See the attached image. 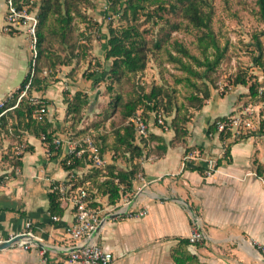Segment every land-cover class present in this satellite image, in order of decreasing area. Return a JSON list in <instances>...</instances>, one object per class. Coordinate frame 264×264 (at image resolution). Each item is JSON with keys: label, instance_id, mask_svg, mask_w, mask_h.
Returning <instances> with one entry per match:
<instances>
[{"label": "crops", "instance_id": "obj_1", "mask_svg": "<svg viewBox=\"0 0 264 264\" xmlns=\"http://www.w3.org/2000/svg\"><path fill=\"white\" fill-rule=\"evenodd\" d=\"M5 12V0H0V102L17 90L29 65L23 34L3 30ZM51 80L44 90L33 91L47 102L50 115L55 105L50 98L60 89L58 77ZM184 85L188 88L186 82ZM242 104L233 92L219 96L210 89L209 99L199 110L177 105L180 113L187 112L190 117L184 126L186 135L179 141L170 145L174 133L169 124L174 112L163 116L166 130L150 115L144 156L130 161L128 154H102L106 166L113 163L118 169H126L138 164L143 177V181L134 179L132 191L126 193L129 204L119 202L115 208L107 204L100 190L85 184L91 207L105 212L115 209L93 237L101 249L112 254L110 264H264V132L254 129L242 138L231 134L220 137L213 131L208 134L214 121L237 112ZM56 106L60 119L45 118L56 130L54 140H64L65 135L58 131L67 126L61 121L65 115L63 97ZM19 131L20 137L11 133V141L4 138L1 151L3 157L21 155L20 167L13 168L5 158L2 161L0 153V231L19 234L28 225L33 238L22 240H30L28 249L0 250V264H69L68 255L75 243L65 228L74 221V209L61 201L58 220L48 212L52 184L69 175L61 166L67 145L63 142L58 152L50 155L41 138ZM112 142L113 137L106 140L107 144ZM24 146L32 150L25 152ZM207 160L216 163L209 175ZM88 170L84 167L75 174L84 177ZM143 209L146 214L137 217ZM194 219L203 239L190 244L187 237Z\"/></svg>", "mask_w": 264, "mask_h": 264}, {"label": "trees", "instance_id": "obj_2", "mask_svg": "<svg viewBox=\"0 0 264 264\" xmlns=\"http://www.w3.org/2000/svg\"><path fill=\"white\" fill-rule=\"evenodd\" d=\"M106 3L111 13L107 17L111 18L113 15H118L121 23L119 26H113L109 23L106 27V34L103 36V58L109 62V67L104 76V80L107 82L105 92L108 94L109 100L106 105L101 107L97 119L84 126L83 112L89 105L86 91L75 90L70 97L67 93H63L64 122L70 129L66 132L65 137L76 140L77 138L72 135L74 133V136H80L79 139H83L89 130L98 132L99 129H104L106 121L109 120L113 142L107 144L105 136L96 137V140H100L99 143L95 141L99 144L100 154L102 155L107 151L112 152L116 157H125V154H128V160L132 161L144 156L145 148L143 145L146 137L137 140L132 127L124 124L129 117L139 113L147 122L152 115L154 123L157 124L159 117L174 112V117L169 124L174 133L170 145L186 135L184 126L190 117L187 112L180 113L181 107H177L173 90L166 89L164 85H154L149 91H145L144 88L130 83L131 79L145 71L150 58L161 51L165 52L170 62L179 64L180 70L189 75L184 77L183 81L192 90L185 98L186 104H183L182 107L199 110L210 97V87L205 83L198 85L192 80L190 76L196 79L199 77V73L194 71L190 62L183 61V58L190 59L195 66H206L210 69L218 64L222 54L211 35L209 26L211 14L206 9V0H106ZM30 4L37 9V24L35 29L36 54L34 60L29 61L28 70L33 69L34 71L31 90L40 92L46 88L49 81L47 76L41 77L39 75L42 66L45 65L49 70L55 71L59 66H72L74 60L76 62L85 61L90 47L81 46L79 42L82 38L90 41L87 34L91 32L93 25L97 32H100L102 28L91 23L90 19L82 12L83 8L92 6L88 0H15V5L19 10ZM255 4L257 6L256 11H254L255 15L264 23V0H255ZM77 18L86 24L87 34L78 32L77 36H74L76 31L75 19ZM183 23H186L184 28L191 27L196 31L198 47L204 56L209 48L214 49L216 54L214 60H209L207 56L200 60L189 55L185 48L172 38L174 32L183 29ZM148 24L150 27H146ZM156 27L158 29L154 32ZM49 34L58 36L59 44L69 51L68 55L60 56L50 50ZM261 35H264V31L261 32ZM255 39L260 53L255 58V62L264 75V59H262L264 46L257 37ZM172 50L176 55L171 53ZM93 64L96 69L84 71L82 73L84 79L94 78L99 73L98 71L103 68L99 62ZM89 67L90 61L87 70ZM75 68L72 66L71 72ZM102 70L100 71V79H94L95 82L103 78L104 71ZM28 78L29 73L25 75L17 90L2 101L3 106L0 108V114L4 110L7 111L0 115V129L7 134L9 130L7 127L8 120H11L10 127L13 129L14 138L21 136L19 130L29 132L31 135L41 138L50 155L57 153L58 147L53 143L56 130L52 129L51 123L45 118V114L38 115L36 112L40 106H43L45 111L47 110V102L43 98L38 97L37 104H31L29 100L22 98L16 107L9 110L16 104L19 92ZM181 82V80L178 81V83ZM125 83H130V88L122 89ZM232 84L247 89V97L250 100L248 103L264 102V92L261 95L258 94V88L264 85V82L260 83L257 78L252 76L247 78L244 73L239 71L234 75ZM114 116L117 117V121H114ZM221 119L224 118H219L216 121ZM216 121L209 126L208 134L214 131ZM259 129L260 132H264V123L260 125ZM224 135L226 134H219L220 137ZM92 141L94 142L93 139ZM30 150H32L31 147L24 146L25 152ZM21 157V155L9 157L6 154L3 158L8 160L10 166L18 168L21 165ZM114 160L116 159L114 158ZM61 166L65 171L74 174L75 171L88 167L89 170L84 177H78L75 174V179L72 181L73 189L84 188L89 194V188L85 186L86 182H89L90 189L100 190L107 197V204L113 208L121 202L124 194L132 191L133 180L141 172L138 164H133L126 169H118L113 163L103 168L93 167L87 152L80 157L66 155L61 160ZM48 212L50 216H59L62 213L60 196L55 190L48 193Z\"/></svg>", "mask_w": 264, "mask_h": 264}, {"label": "rangeland", "instance_id": "obj_3", "mask_svg": "<svg viewBox=\"0 0 264 264\" xmlns=\"http://www.w3.org/2000/svg\"><path fill=\"white\" fill-rule=\"evenodd\" d=\"M88 1L92 6L83 8L82 12L88 19H90L91 23L101 26L102 29L100 32H97L94 28L95 26L93 25L91 32L87 34L88 31L85 30L86 24L80 18L75 19L76 31L74 32V36H77L78 32H87L86 34L90 38L89 42L84 38H82L79 42L81 46L84 45L85 47H90L85 61L80 60L79 62H76L74 60L72 66L76 68L72 72V66H59L55 69V71H52L43 65L41 68L42 71L39 74L41 77L47 76V79L49 78V80H54V77H58L59 80L58 86L60 89L54 90L52 97L50 98L54 100L55 104L53 105L54 107L52 106L53 114L50 115L49 110L48 114L47 111H45V117H52L53 120H58L59 118L60 112L58 111L56 105L59 104L60 106V99H62L63 93H67L70 97L71 93L75 91L71 88L74 86L79 90L86 91L89 98V105L83 112L82 120L84 126L89 125L92 121L97 119V114L100 112L101 107L106 105L109 100L108 94L105 92L107 82L104 80L105 73L109 67V62L105 61L103 58V36L106 34V27L109 23L113 26H119L121 24L119 22L118 15H113L111 18L107 17V15L111 13L106 0ZM206 5V9L211 14V21L209 24L211 35L222 55L219 58L218 64L210 69L206 68V66H195L188 58H183V61L190 62L194 71L199 73V77L196 79L195 77L190 76L198 85H201V83L207 84L213 93L219 96H228L231 92H233L240 101H243L242 105H245L250 102L247 97V89L240 85H233L232 80L234 75L240 71L241 73H244L247 78L252 76L257 78L260 83L264 82V75H262L261 69L255 62V58L260 54L255 37H257L258 41L261 42L262 46H264V35H261V32L264 31V23L260 21L257 15H255L254 11L257 9L255 0H206ZM21 12L25 18H20L15 25L10 28V30L4 32L9 33L10 31H17L19 34H23L29 61H33L35 54L32 49V28L34 23L33 19L36 18L37 9L30 4L28 6H24ZM184 25H186V23H183L182 30L172 34V38L180 43L189 55H192L200 60H203L205 56H207L211 61L214 60L216 57L214 49L209 48L204 56L198 47L196 31L191 27L184 28ZM146 27H150V24L146 25ZM154 29V32H156L158 27ZM49 35L50 50L60 56L68 55L69 51L59 44L60 41L58 36ZM171 53L176 55L174 50H172ZM262 59H264V51H262ZM89 61L90 67L87 70ZM94 62H99L103 67V70L100 69V71H104L103 78L98 82H95L94 79H100V71H98L99 73L90 80H86L82 77V73L84 71L96 69L93 64ZM186 76L189 75L180 70L179 64L170 62L166 53L161 51L150 58L145 71L137 74L136 77H133L130 83H134V85L144 88L145 91H149L154 85H164L166 89L174 91L176 104L183 105L186 104L185 98L192 90L190 87L187 88L184 85L183 79ZM179 80L182 82L178 83ZM130 83H125L122 86V89L130 88ZM59 90L61 92L58 95L59 100H57L56 94H58ZM260 103L262 102H259L258 104L260 105ZM48 108V105H46V109ZM260 110L261 113H264V106L261 105ZM64 118L65 115L61 117V121L64 122ZM113 119L114 121H117L116 116H114ZM11 124L12 121L8 120L7 127H9L10 131L8 130L7 134L0 129V153H2V161H4V153L1 149L4 145V138H8L10 141L12 140V137H10V134H13V129L10 127ZM124 124L127 125V121ZM68 130H70L68 126L58 128V131L63 135H65ZM72 135L77 139L80 138V136H74V133H72ZM84 136L89 137L90 139H93L94 142L97 141L98 143L100 140H96V137L99 136H105L107 142L111 141L113 134L109 128V120L106 121L104 129L101 128L98 132L89 130ZM98 143L96 144L99 146Z\"/></svg>", "mask_w": 264, "mask_h": 264}, {"label": "built area", "instance_id": "obj_4", "mask_svg": "<svg viewBox=\"0 0 264 264\" xmlns=\"http://www.w3.org/2000/svg\"><path fill=\"white\" fill-rule=\"evenodd\" d=\"M6 12L4 17L3 30H10L12 26L20 18H25L21 10H19L15 5V0H5ZM33 40L32 49L35 52V29L37 24V19H33ZM34 63V62H33ZM30 70V71H29ZM27 70L26 74L29 73V78L24 84L23 88L20 90L19 95L16 100V104L9 108L13 109L17 106L18 102L23 98H27L31 104H37L38 97L33 94L31 90V82L34 76L33 69ZM264 92V85L258 88V94L261 95ZM3 103L0 102V108H2ZM5 111L1 112L2 115ZM37 114H45L43 106H40L36 110ZM39 117V116H38ZM264 123V113H261L260 105L257 103H247L241 108L225 117L224 119L218 120L214 125L215 134H231L235 137H240L250 134L254 129L258 130L260 125ZM127 125L131 126L136 134L137 140L140 138H145L148 135V125L146 121L140 116L139 113L134 114L127 120ZM157 125L162 126L164 130L167 129L164 125L163 116L159 117L157 120ZM211 135V133H209ZM67 145L66 155H74L80 157L84 153H88V157L92 162L93 167L103 168L106 166V162L103 156L100 154L99 147L96 143L92 141L89 137L83 139L70 140L65 137L64 140L55 139L53 143L56 147L60 146L62 143ZM23 148V147H22ZM206 174L209 175L216 169V163L212 160L206 161ZM73 179H75L74 173H69L68 178L60 183L52 184L50 191H57L60 196L61 201H66L74 209V221L71 225L65 228V234L75 243L72 250L68 255L69 264H110L113 260V256L110 252H106L101 249L94 241L93 237L96 233L98 227L101 223L109 216L115 213V209L109 211L100 210L99 208L91 207V198L88 194L87 189L77 188L73 189ZM137 181H143L141 174H138L135 178ZM124 194L121 198V205H128L129 200ZM130 216V212H127ZM146 214V210L143 209L137 213V217H142ZM53 220H58L56 216H52ZM17 235H24L20 241L13 243L11 247H22L23 249H28L31 245L30 240L28 242H23L22 240L27 238H33V234L29 231V226H26V231L19 234H7L4 235L0 231V244L4 242H9L13 240ZM203 239V233L197 224V219L193 220L192 230L187 237V242L190 244L199 243Z\"/></svg>", "mask_w": 264, "mask_h": 264}, {"label": "water", "instance_id": "obj_5", "mask_svg": "<svg viewBox=\"0 0 264 264\" xmlns=\"http://www.w3.org/2000/svg\"><path fill=\"white\" fill-rule=\"evenodd\" d=\"M24 235H17L13 240L9 242H4L0 244V250L10 248L13 243H16L20 241L22 238H24Z\"/></svg>", "mask_w": 264, "mask_h": 264}]
</instances>
